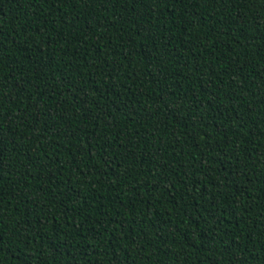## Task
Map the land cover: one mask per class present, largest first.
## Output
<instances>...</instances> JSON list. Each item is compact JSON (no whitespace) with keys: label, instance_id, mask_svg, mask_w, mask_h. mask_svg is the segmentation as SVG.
<instances>
[{"label":"trees","instance_id":"obj_1","mask_svg":"<svg viewBox=\"0 0 264 264\" xmlns=\"http://www.w3.org/2000/svg\"><path fill=\"white\" fill-rule=\"evenodd\" d=\"M0 264H264V0H0Z\"/></svg>","mask_w":264,"mask_h":264}]
</instances>
